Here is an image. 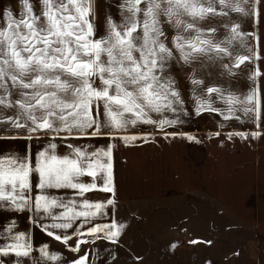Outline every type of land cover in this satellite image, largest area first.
I'll use <instances>...</instances> for the list:
<instances>
[{"label": "snow or ice", "instance_id": "snow-or-ice-1", "mask_svg": "<svg viewBox=\"0 0 264 264\" xmlns=\"http://www.w3.org/2000/svg\"><path fill=\"white\" fill-rule=\"evenodd\" d=\"M21 2L24 14L16 18L8 10L6 26L0 27V107L18 109V114L0 123L25 130L27 139L41 133L52 134L55 139L65 133L63 139L111 136L122 139L125 145L137 139L148 142L147 137L116 134L138 123L158 125L160 131L176 123L166 118L157 121L151 115L175 112L181 102L174 81L167 76L168 62L174 52L179 53L178 59L184 63L204 56H231L226 46L230 41L216 42L211 38L215 29H202L198 22L210 16L228 15L224 9L259 17L258 9L251 7V0H125L122 6L125 21L117 25L109 20L108 35L94 39L90 19L92 0H41L43 8L39 14L30 0ZM259 2L256 0V4ZM245 4L250 8L242 6ZM4 18L5 14L0 13V19ZM165 25L177 30L171 46ZM238 27L231 26V39L241 35ZM247 60L248 56L236 57L235 67ZM193 83L200 82L193 80ZM206 91L209 99L197 101V113L205 109L217 111L212 107L213 94L224 98L230 106L245 103L232 95L225 97L217 87ZM13 95L18 98H11ZM254 101L255 96L249 95L246 103L254 107H245L244 111H255L259 119V102ZM232 111L230 107L229 113ZM229 118L225 115V119ZM168 135L174 134L166 133L165 138ZM259 135L253 133L252 137ZM187 139L194 140V137ZM67 147L70 154L59 156L57 144L50 142L38 153L35 163L27 155L0 157V207L18 212L27 210L41 219L48 216L59 221L46 225L37 220V224L48 236L65 245L72 237L50 229L66 232L80 218L87 223L103 215L106 206L115 204L113 198H108L106 204L83 198L92 191L110 193L114 197L116 191L111 146L91 152L72 144ZM33 174L37 178L35 187L40 191L34 197L29 195L33 191ZM82 177H90L91 182H84ZM49 189H71L81 202L57 200L47 194ZM57 208L63 211L55 214L53 210ZM82 227V224L77 225V228ZM124 227L113 221L78 231V236L92 239H78L70 250L78 253L82 245L94 243L96 239L117 244ZM7 231L12 234L11 243L0 247V257L12 255L17 262L30 257L33 249L29 238L13 234L12 227ZM175 247L172 245L173 249ZM39 253L48 261L58 260L47 247L39 249ZM72 264H89V254L85 253Z\"/></svg>", "mask_w": 264, "mask_h": 264}, {"label": "crops", "instance_id": "crops-1", "mask_svg": "<svg viewBox=\"0 0 264 264\" xmlns=\"http://www.w3.org/2000/svg\"><path fill=\"white\" fill-rule=\"evenodd\" d=\"M252 8L258 9L259 17L253 14H246L250 18V24H242L241 35L235 39L227 37L223 40H215L216 42L230 41L226 46L231 52V56L227 55H213L212 58L207 56L198 58L192 62L184 63L178 59L179 53L174 52L173 57L169 60V66L181 67V72L167 73L168 78L174 81L175 88L180 94V103L176 105V111H168L162 116L160 114L152 113L154 120H160L163 118L175 120L176 123L171 126H165L163 131L159 130L158 125H151L153 130L152 134L165 136L168 135V146L178 144L175 142L181 141V139H175L180 136L197 134L199 135V146H201L200 154L207 155L208 139L202 138L207 135H226L232 138H222L219 145H223L226 149H219L222 155L224 152H229L232 156L240 153L246 156V160L252 163L251 172L248 174L251 180V187L253 188L255 205L253 210L264 209V204L259 198H263L264 194V5L257 6L256 0H253ZM92 20V19H91ZM248 20V19H247ZM92 22V21H91ZM93 24V23H92ZM94 27V36L96 39V29ZM230 32V31H227ZM232 36V34H231ZM100 39V38H99ZM171 46V42H169ZM239 56H248L249 60L245 61L239 67H235V59ZM259 57V58H257ZM199 66L198 73L183 72L185 69L189 70V67ZM187 66H189L187 68ZM259 72L260 75H256ZM193 80H197L200 83L194 84ZM217 87L223 93L224 96L232 95L238 97L239 100L245 101V103H238L235 106H230L225 102V99L219 95L213 94L211 98L212 107L217 111L202 110L200 113L196 112L197 101L207 100V88ZM15 93V90H13ZM249 95L255 96V101L259 102L260 117L256 118L255 111L245 112V107L253 108L254 104H247L246 98ZM13 99L18 98L16 95L11 97ZM254 101V103H255ZM233 107V111L229 113V108ZM103 113V108L100 109ZM18 114V109L9 107H0V120H4L6 117ZM225 115H229V119H225ZM138 123L135 126H129L123 132L117 133V136L129 135V130L138 129ZM107 131V129L105 130ZM253 133H259L256 138L252 137ZM28 133L23 130H17L9 127L7 123H0V157L3 156H15L22 158L28 156L33 163L37 158L38 153L41 150L47 148L48 144L56 143V154L59 156H65L70 154L68 144H72L78 147H85L88 151L99 150L101 148L112 147L114 157L115 144L120 139H112L111 136L92 137V138H68L63 139L65 133H60L53 139V135L44 134H32V139H27ZM133 135V134H132ZM236 135L241 136L242 139L234 138ZM247 137V138H244ZM184 142L185 140L182 139ZM173 141L175 144H173ZM218 141V140H217ZM194 140H189L185 145H194ZM243 142V143H240ZM203 147V149H202ZM174 150V149H173ZM175 152V151H174ZM186 152V150H185ZM190 155L191 153L186 152ZM176 153L174 154V161H176ZM114 158L113 163V178H114ZM185 171L187 169L192 170L194 165L191 161L186 160ZM202 166H199V176L190 175L184 178L186 182L193 185L200 184L202 186V178L206 180L207 175L202 174ZM190 172V171H189ZM84 182H91L90 177H82ZM37 178L35 174L32 177L33 191L30 196H36L40 194L39 189L35 187ZM205 184V183H204ZM115 185V179H114ZM202 193L201 186L198 189L194 186L195 191ZM263 193V194H262ZM47 194L57 200L76 201L81 202V198L78 197L71 189H49ZM116 194V192H115ZM108 198H113L115 204L113 206H106L103 215H97L89 222L85 223L83 218L75 221L72 229H68L66 232L62 229H50L59 235H70L72 238L69 240H75L81 238L78 236V231H86L94 225H104L113 221L118 224H122L120 215V208L122 207L121 200L111 197L110 193L101 191H92L86 194L83 198L90 202H102L106 204ZM79 210V209H77ZM208 210H213L210 207H192V204L185 207V214L182 218H175L173 224H181L187 229L184 230L183 239L169 240L168 249L166 251L167 264H254V252L251 251L253 247L254 238L251 239L247 236L241 240L239 235L229 232H216L207 233V227H219V226H236L243 225L249 226L251 224L246 219L232 218V217H211L212 214ZM55 214H59L63 209L57 208L53 210ZM190 211V212H189ZM199 215V216H197ZM39 220L40 224L50 225L51 223L59 222L54 221L48 216L40 218L34 215L31 211H13L7 207H0V247L11 243V235L7 229L12 227V233L24 234L29 238V242L32 245V253L39 252V249L49 247L53 243L57 242L53 237H50L46 232L42 231L37 224ZM243 220V221H242ZM253 221V220H252ZM248 224H247V223ZM254 222V221H253ZM83 225L82 228H77V225ZM198 226V230L192 231L191 227ZM75 229V231H74ZM85 237V236H84ZM191 241H201V243H191ZM243 241V243H240ZM210 242V243H209ZM172 245H176L173 249ZM112 254V251H110ZM159 253V250H158ZM239 253V255H236ZM159 257V256H158ZM5 258H15L12 255L7 257H0V261L3 264ZM165 262H162V264ZM160 264V263H159Z\"/></svg>", "mask_w": 264, "mask_h": 264}, {"label": "rangeland", "instance_id": "rangeland-1", "mask_svg": "<svg viewBox=\"0 0 264 264\" xmlns=\"http://www.w3.org/2000/svg\"><path fill=\"white\" fill-rule=\"evenodd\" d=\"M30 3L34 11L39 14L43 8L41 0H30ZM252 3L253 0L251 6ZM124 4L125 0H92L90 19L96 29V39L108 35L109 20L117 25L125 21L126 12L122 7ZM262 4L264 5V0H260L257 6L262 7ZM242 6L246 9L250 8L248 4ZM8 10H11L16 18L24 14L21 0H0V13L5 14V18L0 19V27L6 26ZM224 11H227L228 15L210 16L198 22V26L202 29H215L211 36L214 40L217 38L227 40V37H231V26L238 25V32L241 33L242 24L245 26L250 24V18L245 13L230 9ZM165 28L171 42L177 35V30L171 25H165ZM177 68L181 67L168 65L167 73L181 72ZM183 72L198 73L199 66L189 67V70L185 69ZM96 84L99 86V80ZM139 126L141 127L138 129L129 130L130 135L147 137L148 142L137 139L125 145L120 139L114 147L115 195L122 202L119 216L125 226L119 242L112 244L105 239H96L94 243L82 245L81 251L77 253L71 251L70 246L74 247L78 238L69 241L68 245L57 241L47 248L50 254L58 257L56 261H48L36 252L30 257L20 258L19 262L16 257L5 258V262L7 261L5 264H72L85 253L89 254V264H162V262L167 264L166 251L169 240L174 237L183 239L184 230L187 229L181 224L174 225L173 222L175 218L184 217L185 207L190 204L192 207L213 208L208 210L212 214L211 217H232L249 221L251 223L249 226L209 225L207 233L232 230L241 237V240L247 236L250 239L253 237L251 251L254 252V264H264V209L253 210L255 195L250 183L253 178L248 175L252 163L240 153L232 156L225 151L222 155L219 150L226 149L223 145H219L221 143L219 140L232 137L223 134L203 136L202 138L208 139L207 155L203 156L200 154L201 142L197 134L177 137L175 139L181 141L175 142L178 144L173 141L175 145L169 147L165 136L152 134L151 124ZM189 136L194 137V145L190 143L185 145L189 141L187 139ZM234 138L242 139L238 135ZM185 150L190 152L191 156L185 154ZM175 153L176 161H174ZM186 160L194 165L192 170L185 171V164L189 163H186ZM199 166H202L204 169L202 174L205 173L207 177L206 180L202 178V186L197 183L192 187L183 175L186 172V176L190 173L199 176ZM190 186L193 191H195L194 186L197 191L201 186L202 193H189ZM259 199L264 204V194L263 198ZM191 228L193 232L199 229L198 226ZM79 239L91 241L92 238L85 236Z\"/></svg>", "mask_w": 264, "mask_h": 264}]
</instances>
